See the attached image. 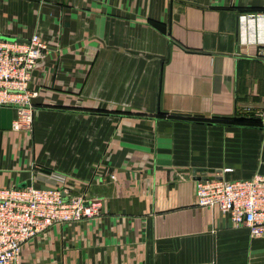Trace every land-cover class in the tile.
<instances>
[{"label":"crops","instance_id":"0c3cea01","mask_svg":"<svg viewBox=\"0 0 264 264\" xmlns=\"http://www.w3.org/2000/svg\"><path fill=\"white\" fill-rule=\"evenodd\" d=\"M246 11L264 0H0L1 39L50 48L33 130L0 106V189L60 186L103 207L20 264H264V239L195 204L199 178L264 176V47L240 44Z\"/></svg>","mask_w":264,"mask_h":264},{"label":"built area","instance_id":"2783aa9c","mask_svg":"<svg viewBox=\"0 0 264 264\" xmlns=\"http://www.w3.org/2000/svg\"><path fill=\"white\" fill-rule=\"evenodd\" d=\"M241 23L240 44L264 47V13L243 15ZM49 50L39 34L26 41L0 38V106L17 110L13 131L33 130L37 111L33 100L38 93L30 84ZM262 58L264 61V55ZM260 117L264 119V114ZM195 184L197 207L218 209L235 228H246L252 238L264 239V176L238 181L197 180ZM67 194L60 186L0 189V264H20L25 245L53 226L101 215L100 200Z\"/></svg>","mask_w":264,"mask_h":264},{"label":"water","instance_id":"95a60500","mask_svg":"<svg viewBox=\"0 0 264 264\" xmlns=\"http://www.w3.org/2000/svg\"><path fill=\"white\" fill-rule=\"evenodd\" d=\"M4 40H8V41H10V39H6V38H3ZM233 120H236V121H243V122H253V121H255V119H253V118H246V117H242V118H233ZM199 172H210V173H215L216 171H214V170H207V169H194L193 170V174L196 176V174L197 173H199ZM218 172V171H217ZM207 179H221V178H216V177H210V178H208V177H204V178H202V179H197V180H207Z\"/></svg>","mask_w":264,"mask_h":264},{"label":"trees","instance_id":"16d2710c","mask_svg":"<svg viewBox=\"0 0 264 264\" xmlns=\"http://www.w3.org/2000/svg\"><path fill=\"white\" fill-rule=\"evenodd\" d=\"M259 12H263V11H254V12H251V11H246L244 13H259ZM231 121V120H230ZM235 124H252L251 122H243V121H236V120H233Z\"/></svg>","mask_w":264,"mask_h":264}]
</instances>
